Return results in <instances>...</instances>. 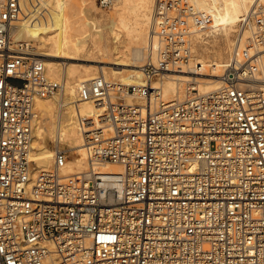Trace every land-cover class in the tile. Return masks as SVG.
<instances>
[{"label": "built area", "instance_id": "built-area-1", "mask_svg": "<svg viewBox=\"0 0 264 264\" xmlns=\"http://www.w3.org/2000/svg\"><path fill=\"white\" fill-rule=\"evenodd\" d=\"M21 2L0 0V264H264V2L240 15L220 84L166 100L154 79L192 59L195 26L212 18L155 0L141 80L79 83L101 111L78 118L87 168L75 173L57 143L46 168L30 158L36 99L62 84L10 39Z\"/></svg>", "mask_w": 264, "mask_h": 264}, {"label": "bare ground", "instance_id": "bare-ground-1", "mask_svg": "<svg viewBox=\"0 0 264 264\" xmlns=\"http://www.w3.org/2000/svg\"><path fill=\"white\" fill-rule=\"evenodd\" d=\"M256 1L258 0L190 1L198 9L210 13L213 23L209 26H216L220 37L215 38L214 43L210 45L207 44V39L206 41L202 39L206 43L204 45L198 40L193 57L188 63L176 71L164 73L154 79L153 85L159 89L164 99H182L185 95L184 84L200 92L211 90L220 84L218 75L221 74L228 59L227 51L232 47L230 31L240 15ZM259 1L264 2V0ZM112 4L114 7L111 15L101 14V18H94L92 12L96 0H22L21 2L24 13L13 22L10 38L13 31L29 30L40 43L36 53L42 56L41 60L45 64L46 72L61 79L62 84L61 89L53 95L36 99L38 113L32 127L30 158L35 161L39 169L46 168L52 161L54 148L49 146L48 138L57 144L59 142L63 145L67 144L71 149L72 159H66L63 168L65 173L79 172L87 167L84 129L79 125L78 118L96 115L101 108L90 99H81L78 88L81 81L98 73L94 74L90 65L82 69L73 62L69 63L70 60L112 63L114 65L109 66L108 69L101 65L99 74L105 77L109 74L119 77L123 82L131 83L141 80L138 73L141 72L139 68L142 65L141 60L146 59L144 57H149L148 59L155 57L157 38L152 30L153 0H113ZM64 7L74 14L73 19L68 22L58 19L56 15ZM128 7L132 9L130 12L133 11L132 14L128 13L131 14L128 15L129 19L126 18L125 13L128 12ZM240 7L244 12L239 14ZM48 17L51 18L46 21ZM125 19L127 20L124 21ZM116 20L123 21L126 30L120 28ZM98 29L102 30L103 40L95 43L91 33ZM201 29L202 27L198 26L194 33L197 34ZM15 39L27 40L23 37ZM253 52V49H249L250 54ZM123 69L136 72L135 78L122 77ZM56 103L58 108H55ZM101 170L119 171L120 166L106 163L101 165Z\"/></svg>", "mask_w": 264, "mask_h": 264}, {"label": "rangeland", "instance_id": "rangeland-1", "mask_svg": "<svg viewBox=\"0 0 264 264\" xmlns=\"http://www.w3.org/2000/svg\"><path fill=\"white\" fill-rule=\"evenodd\" d=\"M191 1V0H190ZM154 3H155V0H153V5H152V7L154 6ZM22 7V6H21ZM113 7H114V4H112L111 3V5L110 6H107V7H103V6H100L99 5V3L97 2V0H96V6H95V8H94V10H93V12H92V15L94 14V18H101L102 16H101V14H104V15H111L112 14V12H113ZM132 7V6H131ZM130 7H128V12L126 11L125 13H126V18H128L129 19V17H128V15L130 16L131 14H132V12H130L132 9H129ZM153 11V10H152ZM242 12H244V9L242 8V7H240L239 8V11H238V13L240 14V13H242ZM22 13H24V10L21 8V12H20V14H22ZM128 13H131V14H128ZM208 13V12H207ZM209 15H210V13H208ZM56 15L58 16V19L60 18V19H62L63 21H66V22H68V21H70L71 19H73V17H74V14L71 12V11H69L68 10V8H62V10H60V11H58V13H56ZM211 16V15H210ZM51 17H48L47 19H46V21H49V19H50ZM127 19H125L124 21H126ZM117 21V23L119 24V26H120V28H122L123 30H126V28H125V25H124V22L122 21V22H120L119 20H116ZM237 22H238V20L235 22V24H234V26H233V28L231 29V31H230V34H229V37H230V42H231V46H232V44H233V35H234V30H235V28L237 27ZM211 23H213V19L207 24V25H204V26H199V27H202V29L200 30V31H198L197 32V34H196V32L193 34V46H194V48L197 46V43L196 42H198V40H199V42H201V43H203V45L204 44H206L205 42H203V40L202 39H204L205 41H206V39H207V44H212V43H214V39L215 38H219L220 36H218V35H220L219 33H217V31H218V28L216 27V26H209ZM198 26H195V29L197 28ZM216 28V29H215ZM30 30H31V28H29ZM208 30V31H207ZM245 35H248L249 34V30H246L245 31V33H244ZM91 38H92V40L95 42V43H100L102 40H103V35H102V30L101 29H98V30H93L92 31V33H91ZM197 36H199V37H197ZM18 37H23V38H27V40L28 41H30L32 44H33V46H34V50H35V52H37L36 50H37V46L40 44L39 43V41L37 40V39H35L32 35H31V33H30V31L29 30H19V31H13V33H12V38H10L11 39V41H16V39L15 38H18ZM156 38H157V45H156V48H157V46H158V37L156 36ZM21 40H26V39H21ZM101 40V41H100ZM202 45V46H203ZM201 46V47H202ZM231 48L232 47H230V49H228V51H227V58H228V56H229V53H230V51H231ZM37 55H38V57L39 58H41L42 56L40 55V54H38V53H36ZM144 58H146V59H142L141 60V62H142V64L144 63V62H146V60H149L148 58L149 57H144ZM65 62L67 61V60H64ZM70 62H73V63H75L77 66H78V68H84V66H86V65H90L92 68H93V70H94V74H96V73H98L99 74V72H101V68H100V66L101 65H104L105 66V69H108V67L109 66H112V65H114V64H112V63H109V62H99V61H87V60H70L69 61V63ZM87 63H89V64H87ZM80 65V66H79ZM130 68H132V67H134V66H129ZM134 68H137L138 69V67H134ZM139 68H141V67H139ZM138 73H140V75L139 76H142V74H141V72H138ZM48 74V73H47ZM93 74V75H94ZM135 74H136V72H134V71H132V70H130V69H128V70H126V69H123V73H122V77H129V78H135ZM138 76V77H139ZM49 77H51V78H53V79H55V80H58V81H61V79L59 80V79H57V78H55L54 76H51V75H49ZM107 78H114V79H119V77H114V76H112V75H109V74H107V76H106ZM182 86V85H181ZM184 87H183V89H184V91H185V84L183 85ZM166 99V98H165ZM36 107H37V109H38V106L36 105ZM55 108H58V103H56L55 104ZM64 109V108H63ZM48 143H49V146H51L52 148H54V146H55V144H56V142L54 141V140H52L51 138H48ZM60 146H62V147H64L65 149H67V158H69V159H72V156H71V149L68 147V145L67 144H64L63 145V143H58ZM87 168V167H86Z\"/></svg>", "mask_w": 264, "mask_h": 264}]
</instances>
